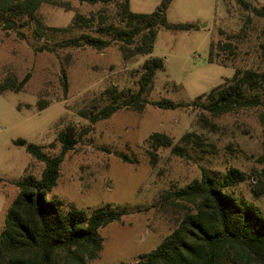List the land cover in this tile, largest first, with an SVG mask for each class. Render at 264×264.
<instances>
[{
	"label": "rangeland",
	"instance_id": "374dc122",
	"mask_svg": "<svg viewBox=\"0 0 264 264\" xmlns=\"http://www.w3.org/2000/svg\"><path fill=\"white\" fill-rule=\"evenodd\" d=\"M119 1L90 5L56 0L57 5L43 4L38 13L46 26L66 29L78 14L114 16ZM162 1L131 0V9L152 13ZM248 1L264 6V0ZM248 16L251 13L235 0H173L168 21L199 29H160L151 56L162 58L165 69L157 72L148 99L190 103L227 82L237 69L263 70L264 19L252 16L247 37L236 44L233 62L228 67L208 62L212 41H227L219 30L237 34ZM18 32L24 39L17 32L0 30V82L9 76L22 80L31 75L22 92L0 95V234L19 194L17 183L27 175L40 179L45 169L43 162L14 141L25 139L57 156L62 149L58 135L68 125L76 126L79 142L66 154L50 197L81 209L111 204L129 212L100 230L104 248L89 264H136L142 254L158 247L190 208L176 198V192L200 180L205 170L218 177L231 168L248 174L249 179L234 193L264 212V195H256L263 189L257 174L264 168V92L260 105L221 116L194 106L165 111L148 105L142 112L124 109L91 125L80 113L105 107L109 89L136 91L148 56L124 59L118 45L101 51L56 47L62 40L90 33L86 29L57 32L56 37L45 39L35 38L33 27ZM44 45L57 51H39ZM40 102H47L43 111L38 108ZM155 133L168 135L173 145H152L149 138ZM187 134L193 139L183 142ZM117 154L126 155L132 163Z\"/></svg>",
	"mask_w": 264,
	"mask_h": 264
},
{
	"label": "trees",
	"instance_id": "16d2710c",
	"mask_svg": "<svg viewBox=\"0 0 264 264\" xmlns=\"http://www.w3.org/2000/svg\"><path fill=\"white\" fill-rule=\"evenodd\" d=\"M77 1L90 5L111 3V0ZM235 1L252 17L264 19V6L248 0ZM172 2L163 0L152 13H136L131 9V0H120L114 16L103 13L97 18L78 14L68 28L56 29L46 26L38 13L43 4L57 5L56 0H0V30L17 32L24 39V34L18 30L33 27L34 37L45 39L56 37L57 32L86 29L90 33L62 40L56 47H90L101 51L118 45L124 59L148 56L142 65L136 91L109 89L106 92L109 103L105 107L80 113L91 125L108 120L124 109L142 112L148 105L165 111L194 106L214 116L260 105V94L264 92V69H237L227 82L190 103L148 99L157 72L165 69L162 58L151 56L160 29L174 32L199 29L194 24L169 22L167 11ZM251 16L246 18L237 34L219 30V35H226L227 41L222 38L212 41L208 57L210 64L228 67L233 62L236 44L247 37ZM40 50L57 51L48 45L41 46ZM262 50L264 62V48ZM30 77L28 74L22 80L12 76L5 78L0 82V95L22 92ZM46 106L47 102H40L38 108L43 111ZM79 136L74 125L62 130L58 135L62 149L57 156L46 154L42 147L25 139L14 141L15 146L24 148L43 162L45 169L40 179L27 175L17 183L19 194L8 210L5 227L0 234V264H89L104 248L100 230L129 215L128 209L120 206L107 204L81 209L57 197H50L58 184L65 156L75 150ZM192 137V134H187L182 141L190 142ZM149 140L159 147L173 145L172 139L163 133H155ZM117 155L132 163L126 155ZM261 161L264 162V155ZM248 179V174L238 168H231L223 177L205 170L200 180L176 192V198L186 202L190 208L172 233L154 250L142 254L136 264H264V212L253 203L242 202L234 193V189ZM257 181L263 189L256 195H264V168L257 174Z\"/></svg>",
	"mask_w": 264,
	"mask_h": 264
}]
</instances>
